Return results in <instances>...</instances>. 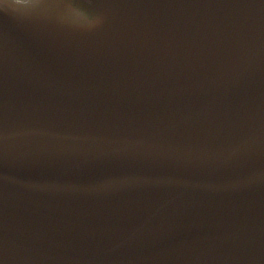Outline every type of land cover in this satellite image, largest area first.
I'll return each instance as SVG.
<instances>
[{
    "label": "water",
    "instance_id": "1",
    "mask_svg": "<svg viewBox=\"0 0 264 264\" xmlns=\"http://www.w3.org/2000/svg\"><path fill=\"white\" fill-rule=\"evenodd\" d=\"M81 3L0 6L7 264H264V3Z\"/></svg>",
    "mask_w": 264,
    "mask_h": 264
},
{
    "label": "snow or ice",
    "instance_id": "2",
    "mask_svg": "<svg viewBox=\"0 0 264 264\" xmlns=\"http://www.w3.org/2000/svg\"><path fill=\"white\" fill-rule=\"evenodd\" d=\"M9 0L0 2V6L8 4ZM131 0H90L88 13L91 17V24L87 30H92L99 26L106 18L108 10L115 7L125 6ZM264 3V0H260ZM15 10L35 17L48 19L57 24H67L73 22L72 26H78L74 21L84 14L81 0H16ZM2 111V105H0ZM5 132L3 120L0 118V139H3ZM4 221L0 213V264H7L4 254Z\"/></svg>",
    "mask_w": 264,
    "mask_h": 264
},
{
    "label": "clouds",
    "instance_id": "3",
    "mask_svg": "<svg viewBox=\"0 0 264 264\" xmlns=\"http://www.w3.org/2000/svg\"><path fill=\"white\" fill-rule=\"evenodd\" d=\"M0 2H3V0H0Z\"/></svg>",
    "mask_w": 264,
    "mask_h": 264
}]
</instances>
